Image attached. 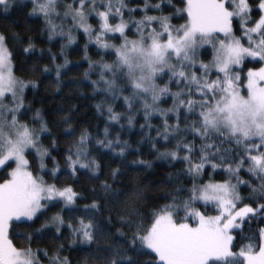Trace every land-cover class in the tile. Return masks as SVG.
<instances>
[{
    "label": "snow or ice",
    "instance_id": "6c2138e0",
    "mask_svg": "<svg viewBox=\"0 0 264 264\" xmlns=\"http://www.w3.org/2000/svg\"><path fill=\"white\" fill-rule=\"evenodd\" d=\"M181 5L173 0H0L4 15L24 10L26 17L42 21L41 32L49 42L64 40L59 53L63 63H56L57 54L49 48L53 67L38 69L55 72L57 92L62 70L70 64L66 50L82 30L88 41L84 77L90 80L91 73H98L99 78L91 80L93 91H102L106 99L95 107L101 114L107 111L101 139L86 127L77 135L74 105L57 110L54 118L46 116L43 107L35 108L26 91L36 89L38 82L18 75L16 61L18 55H42L45 49H37L30 35L22 37L12 26L0 31V167L15 165L8 178H0V264H42L38 254L50 264H72L62 255L67 250L60 242L62 229L69 232V247L96 245L91 260L79 264H264V0H181ZM93 18L95 25L90 23ZM89 44L113 58L99 55L93 60ZM246 61L261 66L242 75ZM168 99L171 106L162 108ZM109 100H122L127 111L116 112ZM129 112L142 115L145 123L139 127L147 129L145 137L157 160L184 165L166 174L168 183H177L165 188L164 183H145L138 174L126 183L120 179L121 168H110L112 183H100L104 204L101 199L78 203L87 199L82 192L55 182L62 169L52 153L60 138L50 124L62 125L63 133L72 137L62 153L70 175L77 176L80 169L96 175L101 163L92 154L93 145L121 157L131 147L119 133L109 138L107 126L123 118L132 128L135 115ZM157 115L160 126L150 122ZM131 164L153 167L143 159ZM209 169L221 170L227 179H214ZM242 169L255 184L241 179ZM181 175L188 185L179 182ZM242 185L247 195L241 194ZM154 188L161 194L151 195ZM57 206L60 211L47 216L49 208ZM102 206L122 225L114 233L113 216L99 217ZM209 206L216 214H208ZM254 223L253 235L244 239L257 242L234 243L233 233H243L245 225L252 231ZM21 224L30 231H19ZM10 232H16L21 246ZM108 236L113 239L101 248L100 240ZM45 240L55 248L51 256L47 248L32 247Z\"/></svg>",
    "mask_w": 264,
    "mask_h": 264
},
{
    "label": "trees",
    "instance_id": "16d2710c",
    "mask_svg": "<svg viewBox=\"0 0 264 264\" xmlns=\"http://www.w3.org/2000/svg\"><path fill=\"white\" fill-rule=\"evenodd\" d=\"M135 3H139L140 0H134ZM173 3L177 6L181 5V0H173ZM172 9H165V12H171ZM155 14V13H150ZM182 20H174L173 23H182ZM70 23V21L68 22ZM90 23L93 25L96 24V20L93 18L90 20ZM12 26L14 30L19 32L22 37L30 35L33 38L34 43L37 46V49L43 48L45 49L44 53L41 55L37 52L32 56L18 55L17 64L19 65L17 69V74L22 75L25 74L26 78L34 79L38 82V87L36 89H31L26 91L27 100L33 101L35 108L43 107L45 110V114L48 117H55L57 110L59 109H67L69 106L74 105L76 111L74 112V118L72 120L73 126L77 129V135L79 133L80 128H88L93 135L100 134V138H103V129L106 126V118L107 111L104 110L101 114L97 111L95 105L100 103L102 100L106 99L104 93L102 91H93V87L91 84V80H97L98 73H91V79H86L84 77L85 70L88 69V61L84 58V44L87 43V37L83 35L82 30L80 32L75 33L77 36V41L75 44L71 45L66 50V55L70 64L67 68L62 70V83L60 85V91L57 92L56 78L55 72L52 71L50 73H42L38 69L44 65H47L49 68H52L51 57L47 51V49H51L52 53L57 54L56 63H63V55H60V45L64 43V40L60 37L54 38L52 41H48L47 34L42 33L41 29L43 27L42 21L34 18H28L25 16L24 10H16L13 9L9 14L4 15L0 12V31L5 30L7 27ZM28 28L30 31H25ZM131 35V33H129ZM18 48V46H17ZM88 55L96 60L99 58V55H105V59L111 60L113 57L108 56L106 53L99 52L97 47L94 44L88 45ZM35 64L37 66L36 71H32V66ZM261 65L256 61H246V64L243 68V73H246L248 68H257ZM101 87H103L101 85ZM175 91V88H173ZM128 95V93H125ZM42 102V103H41ZM113 103L114 110L116 112L125 113L126 106L124 105L122 100L111 101ZM171 106V100L168 99L167 103H162V108H168ZM63 114V113H61ZM129 115H135L134 126L132 128L128 127L126 119H121L119 124L115 122L107 123L109 128V138H114L117 133H119L121 140H128L131 144V147L126 151L125 156L121 157L118 154L114 153L108 149L99 148V146H92V154L100 161L101 163V171L93 175L88 170L80 169L78 170L77 176L73 177L70 175L69 170L64 167V161L62 159L63 150L69 146L72 137L67 136L63 133L62 125H54L50 124L52 128V132L58 138H60V143L58 145V150L52 153L53 156H56L57 159L60 160L61 164V173L58 176V179L55 181L57 184H71L77 191H80L84 194L87 199H83L78 201L80 204L90 203L92 199H101V189L100 183L103 180H108L109 183H112V180L108 176V172L110 168L119 167L124 172V175L120 177L124 182H128L135 175H139L140 179L145 183L154 182V183H164L165 188H171L173 185L177 183L174 179L171 183L167 182V173H175L179 172L184 165L180 163L170 164L164 160H157L155 156V150L151 148V145L148 139L145 137V133L147 129H141L139 125L144 124L145 121L141 114H136L134 112H129ZM171 115V114H170ZM151 124L154 126H160L162 124L161 118L157 116H153L151 118ZM174 119H170L169 123H174ZM120 125H124L123 128ZM153 137H155V131L151 133ZM192 137L189 135V139ZM143 141V143H140ZM198 142V141H197ZM48 141L45 139V144ZM162 142L157 143V147L161 148V151L164 150V147L161 146ZM170 147L171 145H166ZM137 148H139V153H137ZM29 159H32V156H29ZM135 159H143L146 161H151L153 163L152 168H146L144 165H132L131 161ZM49 167H51V160L46 159L45 161ZM14 164H11L7 168H3L0 171V178H8L7 172L11 170V167H14ZM209 174L214 177L216 180L227 179V174L222 172L221 170H217L216 173H212L209 169ZM241 179L249 180L253 184L256 183L254 177L247 173L245 169L241 170L240 173ZM206 178V177H205ZM45 179H49L48 175H45ZM179 182L185 185L189 184V180L187 177L181 175L179 177ZM122 185H117L120 187ZM95 188L96 191L92 192L91 189ZM248 189L245 186H241V194L247 195ZM153 196L160 195V191L158 189H153L150 193ZM167 201L160 200L159 203H165ZM102 205L104 204L101 199ZM196 207H200V204H197ZM115 208V205H113ZM203 210V209H202ZM60 211V208L50 207L47 216H51L56 212ZM82 214V213H78ZM208 214L214 215L215 211L211 206L208 208ZM65 218H68V213H64ZM109 215L113 216L111 221V232H115L117 228H121L122 225L115 219L114 212H110L107 206H102L99 210V217L103 220V218L108 217ZM39 226V223L36 225ZM257 225L252 224V231H249L248 225H245L243 233L234 232L233 234L237 236V241L234 243H239L241 246L246 243L255 244L257 241L252 239L251 241L244 239V237L252 236ZM29 230L30 228L26 224H21L19 226V231ZM126 230V229H125ZM63 237L60 242L65 243V248L67 250L62 252V255L68 256L71 260L72 264H79V262L83 261L85 258L91 260L90 253L96 250V245L91 246H82V245H73L71 247L68 246L67 238L69 237V232L67 229H62ZM10 238L16 243L18 246L20 244V238L17 236L16 232H10ZM113 237L108 236L104 239L100 240L101 248L105 247L108 243L111 242ZM32 247L35 249L39 248H47L49 250V256L53 254L55 248L50 240L40 241L34 243ZM238 250V249H234ZM42 264H50L48 257L43 256L42 254H38ZM151 257H142V259H150Z\"/></svg>",
    "mask_w": 264,
    "mask_h": 264
},
{
    "label": "rangeland",
    "instance_id": "374dc122",
    "mask_svg": "<svg viewBox=\"0 0 264 264\" xmlns=\"http://www.w3.org/2000/svg\"><path fill=\"white\" fill-rule=\"evenodd\" d=\"M258 68V67H257ZM243 75V74H242ZM3 168H5V167H0V171L3 169Z\"/></svg>",
    "mask_w": 264,
    "mask_h": 264
}]
</instances>
